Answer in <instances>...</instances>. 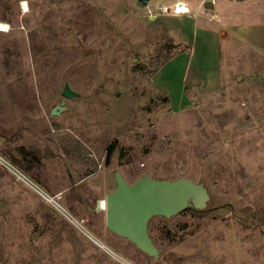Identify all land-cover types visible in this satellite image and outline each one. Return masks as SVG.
Instances as JSON below:
<instances>
[{
  "label": "rangeland",
  "instance_id": "obj_1",
  "mask_svg": "<svg viewBox=\"0 0 264 264\" xmlns=\"http://www.w3.org/2000/svg\"><path fill=\"white\" fill-rule=\"evenodd\" d=\"M160 3L173 0H0V148L12 163L7 151H35L27 176L66 209L0 162V264H264V54L224 44L218 87H188L184 103L186 63L170 86L155 73L187 49L192 71L206 73L215 39L195 28L189 47L149 16ZM66 82L78 95L52 114ZM117 171L129 183L189 178L210 199L150 220L153 257L98 208Z\"/></svg>",
  "mask_w": 264,
  "mask_h": 264
},
{
  "label": "crops",
  "instance_id": "obj_2",
  "mask_svg": "<svg viewBox=\"0 0 264 264\" xmlns=\"http://www.w3.org/2000/svg\"><path fill=\"white\" fill-rule=\"evenodd\" d=\"M175 1L177 0H173L172 4L160 3L159 5L171 6ZM185 1L193 9L192 13L149 12L150 17L155 13V16L160 18V21L166 24L171 32L179 33L182 40L189 44L191 48L194 47L195 40L199 37L195 28H200L203 31L201 34L203 39H215L217 59L214 66L209 68L206 73L199 69L192 71L190 63L192 51L190 50L188 54V49L176 52L155 73L158 83L162 86H170L174 81L170 80L169 82L168 77L175 73L176 67H179L180 63H186L182 68V78L178 83L179 86L176 84L183 93L184 103L186 100L188 102L186 91L188 87L200 86L202 89H215L218 87L222 70L224 44H232L237 41L243 42L250 47L260 49L264 54V0H211L213 6L207 8L211 11L206 10L205 15H202L203 12L201 14L199 9L201 6H205V2L209 0H189L190 4L187 0ZM218 5L220 7L216 10ZM200 61V68H204L203 61L201 59Z\"/></svg>",
  "mask_w": 264,
  "mask_h": 264
},
{
  "label": "water",
  "instance_id": "obj_3",
  "mask_svg": "<svg viewBox=\"0 0 264 264\" xmlns=\"http://www.w3.org/2000/svg\"><path fill=\"white\" fill-rule=\"evenodd\" d=\"M138 1L147 4L149 0ZM212 6L211 0L205 2L206 8ZM240 79L241 77H238V80ZM62 95L64 99L61 105H56L52 114L63 110L65 98L77 96L78 92L66 82ZM115 179L116 188L105 196L106 225L114 233L127 238L153 257L160 255V249L150 235V220L157 215L171 217L189 208L195 212L202 211L210 199L204 183L185 177L168 179L144 175L129 183L123 174L117 171Z\"/></svg>",
  "mask_w": 264,
  "mask_h": 264
},
{
  "label": "built area",
  "instance_id": "obj_4",
  "mask_svg": "<svg viewBox=\"0 0 264 264\" xmlns=\"http://www.w3.org/2000/svg\"><path fill=\"white\" fill-rule=\"evenodd\" d=\"M159 10L162 13H166V14H184V13H192L193 12V9H191V7L188 5V3L185 0H177L171 6L159 5ZM0 162H2V164H4V166L7 169L13 171L19 178H22V179L26 180L45 199H47V200H49L51 202H54L55 204H57V206H59L60 208H62V209H64L66 211V209L59 203V201L57 199H55L54 196L49 194L41 186H39L34 181H32L31 178H29V176H27V174L23 170H21L16 164H14L10 160H8L1 152H0ZM99 201H101L103 203V208H101V209L105 210V208H106V200H105V198L101 199ZM71 217H72L71 219H73V216H71ZM74 220L79 225H81L83 227L81 222H79L75 218H74Z\"/></svg>",
  "mask_w": 264,
  "mask_h": 264
},
{
  "label": "trees",
  "instance_id": "obj_5",
  "mask_svg": "<svg viewBox=\"0 0 264 264\" xmlns=\"http://www.w3.org/2000/svg\"><path fill=\"white\" fill-rule=\"evenodd\" d=\"M172 57V56H171ZM169 57V58H171ZM168 58V59H169ZM18 151H20V154H22L21 158H18L13 153L7 151L14 164H16L21 170H23L25 173L29 174L27 171L32 172L34 168V164L38 163L40 161V156L35 153L33 150H26L25 147H19ZM0 152L6 156V154L3 152V150L0 148ZM35 174V172H33ZM168 218V217H167Z\"/></svg>",
  "mask_w": 264,
  "mask_h": 264
},
{
  "label": "bare ground",
  "instance_id": "obj_6",
  "mask_svg": "<svg viewBox=\"0 0 264 264\" xmlns=\"http://www.w3.org/2000/svg\"><path fill=\"white\" fill-rule=\"evenodd\" d=\"M23 6L25 9H27V3L24 1L23 2ZM0 27L1 30H6L8 28V25L5 22H0ZM99 208H103V203L101 201H99Z\"/></svg>",
  "mask_w": 264,
  "mask_h": 264
},
{
  "label": "snow or ice",
  "instance_id": "obj_7",
  "mask_svg": "<svg viewBox=\"0 0 264 264\" xmlns=\"http://www.w3.org/2000/svg\"><path fill=\"white\" fill-rule=\"evenodd\" d=\"M0 27H3V26H0Z\"/></svg>",
  "mask_w": 264,
  "mask_h": 264
}]
</instances>
